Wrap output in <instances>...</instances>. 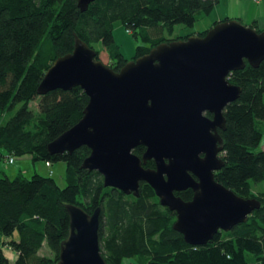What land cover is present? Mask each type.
I'll return each mask as SVG.
<instances>
[{"label": "trees", "instance_id": "1", "mask_svg": "<svg viewBox=\"0 0 264 264\" xmlns=\"http://www.w3.org/2000/svg\"><path fill=\"white\" fill-rule=\"evenodd\" d=\"M77 1L0 0V161L28 155L32 161L66 165L64 188L50 176L0 178V235L7 238L3 246L16 253L10 263L0 248V264H56L68 234L67 204L89 215L100 209L99 244L106 264L126 259L134 264H264V191L253 193L264 186V60L257 68L245 62L228 79L241 93L223 112L219 156L224 166L214 175L216 182L240 198L258 200L260 207L220 240L193 247L173 230L174 214L147 184L140 183L138 198L116 194L103 186L97 172L81 169L90 154L87 147L48 154L47 145L81 119L88 98L79 87L42 96L36 90L51 64L73 51L75 38L94 51V60H100L95 45L101 43L107 66L117 72L129 60L113 40L115 21L147 45L136 48L134 60L160 44L186 40L189 36L166 38L165 33L172 37L176 25L192 27L219 0H95L84 12ZM249 27L264 31L256 24ZM143 151L139 146L132 153L141 158ZM43 247L50 255L40 254Z\"/></svg>", "mask_w": 264, "mask_h": 264}, {"label": "water", "instance_id": "2", "mask_svg": "<svg viewBox=\"0 0 264 264\" xmlns=\"http://www.w3.org/2000/svg\"><path fill=\"white\" fill-rule=\"evenodd\" d=\"M95 0H78L81 12ZM264 60V31L238 20L217 22L203 36L152 48L115 72L75 38L73 51L57 58L37 87L42 96L79 87L88 98L81 119L47 145L49 155L87 147L81 169L97 172L105 188L139 197L140 183L153 190L161 206L175 212L173 230L186 244L204 246L220 230L243 224L260 207L214 179L224 166L219 158L225 107L241 88L230 75ZM209 113L212 118H207ZM142 146L141 158L132 151ZM204 152L203 159L198 153ZM153 160L154 169L143 167ZM199 179L195 183L188 172ZM191 189L184 202L175 193ZM68 234L56 264H106L99 244L100 209L89 215L67 204Z\"/></svg>", "mask_w": 264, "mask_h": 264}, {"label": "rangeland", "instance_id": "3", "mask_svg": "<svg viewBox=\"0 0 264 264\" xmlns=\"http://www.w3.org/2000/svg\"><path fill=\"white\" fill-rule=\"evenodd\" d=\"M222 3L218 9L219 13H216V10H214V7L209 13L198 19L192 27H184L182 25H176L174 27V33L172 37H167V33H165L166 38H175V37H185V36H194L198 33H202L205 31H208L214 23L220 22L217 15H225L226 9L228 6L225 5L224 0H221ZM227 1V0H226ZM252 8L258 9V14L260 16H264V1H259L257 3L253 2ZM225 17V16H224ZM228 20H238V10L233 9ZM237 18V19H236ZM239 18V19H238ZM225 19V18H222ZM243 25L244 24V19ZM249 27V26H247ZM154 32V30H151V34ZM207 33V32H206ZM112 36L115 44L118 46L120 53L124 57V59L131 61L130 59L135 55V50L138 46H147L141 42V39L134 38L133 34L126 30L120 21H115L113 24V31ZM198 36V35H196ZM95 49L99 51V59L100 61L108 65L109 58L107 56V53L103 49L101 43H97L95 45ZM37 104L38 99H35L31 103V109L35 112L37 110ZM13 163L9 164L8 159L1 160L0 161V178L3 176L8 177L10 180L16 178L17 176H22L26 179H30L34 174L46 177L50 176L54 179L55 183L59 188H64L66 186L65 181V169L66 165L64 162H56L51 164L50 167L46 168V165L42 161H32V158L28 155L22 156V157H12ZM51 172V173H50ZM12 173H16L12 174ZM258 190L264 191V186L261 185L260 188L256 187L253 188V193L258 192ZM17 236L14 235L13 239L16 240ZM7 238L0 235V248L3 249L5 255L8 257L10 263H14L16 260V253L9 248L8 245L3 246V242H6ZM40 254H49V252L46 250V248L43 247ZM50 255V254H49ZM11 256V257H10ZM121 264H134L132 260H123Z\"/></svg>", "mask_w": 264, "mask_h": 264}, {"label": "crops", "instance_id": "4", "mask_svg": "<svg viewBox=\"0 0 264 264\" xmlns=\"http://www.w3.org/2000/svg\"><path fill=\"white\" fill-rule=\"evenodd\" d=\"M259 1H264V0H227V1L224 0L225 5L228 6V8L226 9L225 15H223V14L217 15L218 18H221L218 20L223 21L224 19H222V18L229 19L230 17H228V16H230L232 10L237 9L238 10V16L240 18V19L239 18L238 19L240 20V22L243 23L242 19H244V20H246V21H244V24H246V26L256 24V27L258 29L264 30V16H260L257 13L258 9L252 8L253 2L257 3ZM221 3H222V1L219 0V3L214 7V10H216V13H219L218 9H219ZM46 168H48V167H46ZM12 174H15V176H16V173H12Z\"/></svg>", "mask_w": 264, "mask_h": 264}, {"label": "flooded vegetation", "instance_id": "5", "mask_svg": "<svg viewBox=\"0 0 264 264\" xmlns=\"http://www.w3.org/2000/svg\"><path fill=\"white\" fill-rule=\"evenodd\" d=\"M204 115L207 117V118H212V115L211 114H209V113H204ZM221 130H219V129H217V133L219 134V132H220ZM220 135V134H219ZM142 147V146H141ZM144 151H145V149H144ZM144 151H143V153H144ZM143 155V154H142ZM204 156H205V153L204 152H200V153H198V158L199 159H203L204 158ZM219 158H220V156H219ZM149 161H152L153 162V160H149ZM147 162V161H146ZM145 162V163H146ZM155 168V164H154V162H153V167H151V168H146V169H154ZM217 171H215L214 172V175H215V173H216ZM188 174L191 176V178H192V180L195 182V183H198L199 182V179H198V177L196 176V175H194L192 172H188ZM215 179V178H214ZM115 192H116V194H123V195H125V196H133L132 194H129V195H126V194H124V193H122L121 191H119V190H117V189H113ZM184 193V194H183ZM175 196H177V197H180L184 202H189V201H191L192 200V198H193V196H194V192L191 190V189H186V190H184V191H181V192H178V193H175ZM134 197V196H133ZM135 198H138V197H135ZM158 199V198H157ZM158 202H159V199H158ZM160 204V203H159ZM163 207V206H162ZM164 208H166V207H164ZM168 209V208H167ZM169 210V209H168ZM170 211V210H169ZM170 212H172V211H170ZM173 214H174V216H175V220H176V214H175V212H172ZM238 226V225H237ZM236 227V226H235ZM235 227H233V228H235ZM232 231V229L230 230V231H228V232H224V231H222V230H220V231H218L214 236H213V238L210 240V241H208L207 242V244H209V243H211L212 241H214V239H215V237H218L219 238V240L223 237V236H225V234H227V233H229V232H231ZM206 244V245H207ZM205 246V245H204Z\"/></svg>", "mask_w": 264, "mask_h": 264}, {"label": "built area", "instance_id": "6", "mask_svg": "<svg viewBox=\"0 0 264 264\" xmlns=\"http://www.w3.org/2000/svg\"><path fill=\"white\" fill-rule=\"evenodd\" d=\"M8 163H9V164L13 163V159H12V158L9 159V160H8ZM45 165H46V167H50V166H51V164L48 163V162H46Z\"/></svg>", "mask_w": 264, "mask_h": 264}]
</instances>
